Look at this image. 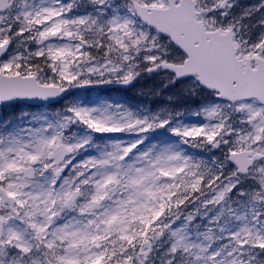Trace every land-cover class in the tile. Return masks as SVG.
I'll return each instance as SVG.
<instances>
[{
	"label": "snow or ice",
	"instance_id": "snow-or-ice-1",
	"mask_svg": "<svg viewBox=\"0 0 264 264\" xmlns=\"http://www.w3.org/2000/svg\"><path fill=\"white\" fill-rule=\"evenodd\" d=\"M3 105L0 264H264V0H0Z\"/></svg>",
	"mask_w": 264,
	"mask_h": 264
},
{
	"label": "rangeland",
	"instance_id": "rangeland-1",
	"mask_svg": "<svg viewBox=\"0 0 264 264\" xmlns=\"http://www.w3.org/2000/svg\"><path fill=\"white\" fill-rule=\"evenodd\" d=\"M149 78L151 79L153 77H149ZM151 80H153V79H151ZM146 81H147V78L142 81V82H144V85L147 84ZM154 81L155 80H153L151 82L153 83ZM156 86H158V85H156ZM134 87H137V83L134 85ZM164 91H165L166 94H171V89H165ZM137 96H140V95H137ZM147 98H148L147 95H143V100H142V105L141 106L148 104V101H146ZM84 99L87 100V101H89V102H95L97 99H99V96L96 95L95 93H91L89 96L84 97ZM152 101H153V103H157L156 105H158V104L162 105V104H165V103H172V102L167 101L164 96H162V97L160 96V97L154 98ZM188 102L189 101L185 100L182 103L184 105H187ZM177 103H180V102H177ZM60 104H62V102ZM20 107H21V109L18 108L16 111L13 112V114H15L16 121L12 122L11 125H15L17 123H23V122L29 121L31 119V113L34 112V111H36V109L30 110L29 108L27 109V108L22 107V106H20ZM21 111H26V112L29 113V115L21 117V115H20ZM194 116L195 115H192L191 114V115H189V117L186 118L183 115L182 119H183V121L185 123L201 122L199 117L195 119ZM5 121H7V120L2 119L1 122H0V124H3ZM160 133H162V135H164L166 133L167 134H170V133H168L166 131L157 130L156 132H154L152 134V136L150 138L151 139H153V138H160L161 140H168V141H171V140H174L175 139V137H173V136H171L169 139H164L163 136Z\"/></svg>",
	"mask_w": 264,
	"mask_h": 264
},
{
	"label": "flooded vegetation",
	"instance_id": "flooded-vegetation-1",
	"mask_svg": "<svg viewBox=\"0 0 264 264\" xmlns=\"http://www.w3.org/2000/svg\"><path fill=\"white\" fill-rule=\"evenodd\" d=\"M135 84H133L131 87L133 88ZM106 87L109 91L112 92V94L116 95V96H119V95H125L127 93H129L130 95L128 97L126 96H122V99H125L127 100L128 98H131L132 97V93L130 92L129 89L127 88H121L120 86H104ZM93 93V92H92ZM16 106H20V105H12V106H9V105H5V106H0V111L3 113V115L5 116L6 115V109L7 108H13V107H16ZM26 107V106H25ZM231 226V225H230Z\"/></svg>",
	"mask_w": 264,
	"mask_h": 264
},
{
	"label": "water",
	"instance_id": "water-1",
	"mask_svg": "<svg viewBox=\"0 0 264 264\" xmlns=\"http://www.w3.org/2000/svg\"><path fill=\"white\" fill-rule=\"evenodd\" d=\"M54 102H57V101H54Z\"/></svg>",
	"mask_w": 264,
	"mask_h": 264
}]
</instances>
